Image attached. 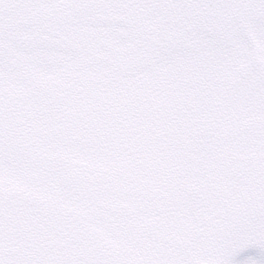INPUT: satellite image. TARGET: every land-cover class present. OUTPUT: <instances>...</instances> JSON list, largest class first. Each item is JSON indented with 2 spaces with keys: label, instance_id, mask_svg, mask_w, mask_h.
I'll use <instances>...</instances> for the list:
<instances>
[{
  "label": "snow or ice",
  "instance_id": "obj_1",
  "mask_svg": "<svg viewBox=\"0 0 264 264\" xmlns=\"http://www.w3.org/2000/svg\"><path fill=\"white\" fill-rule=\"evenodd\" d=\"M0 264H264V0H0Z\"/></svg>",
  "mask_w": 264,
  "mask_h": 264
}]
</instances>
